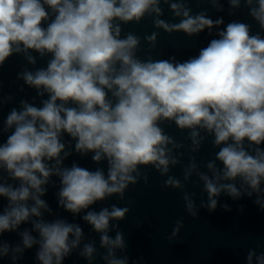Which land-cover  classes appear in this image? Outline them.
Returning <instances> with one entry per match:
<instances>
[{"label": "clouds", "instance_id": "9594fccd", "mask_svg": "<svg viewBox=\"0 0 264 264\" xmlns=\"http://www.w3.org/2000/svg\"><path fill=\"white\" fill-rule=\"evenodd\" d=\"M160 4L161 0H0V68L14 53H23L31 65L37 63L34 54H50L46 67L18 74L38 97L47 94L46 98L40 106L21 100L0 129V198L5 201L0 236L17 232L20 237L14 246L0 240V258L10 256L15 264L25 250L36 246L38 264H64L77 250L88 264L98 255L105 264H128L127 257L116 255L127 247L123 233L117 230L115 238L108 233L118 229L110 221L122 220L129 209L112 205L97 211L91 206L114 194L123 199L125 189L141 177L139 166L151 165L164 175L170 164L179 162L173 149L183 145L165 132L164 121L191 130L193 152L205 139L200 129L214 137L215 158L205 164L211 175L197 171L194 157L184 169L185 180L195 171L203 182L209 211L215 210V197L221 192L236 199L241 189L249 197L256 194L254 202L264 210V0H243L258 31L253 32L251 23L233 20L197 56L175 64L137 58L140 39L131 32L122 38V23H140L154 13L155 27L191 37L223 20L213 21L203 12L191 15L183 2L173 0L169 7L182 19L169 23L159 18ZM229 4L233 9L242 6L241 0ZM156 36L146 39L154 42ZM64 134L75 141L76 153H91L98 165L106 162L107 172L75 162L64 165L72 154L65 150ZM52 176L59 178V207L99 234L104 253L95 241L81 247L85 236L80 224L59 215L46 218L52 209L42 197ZM143 178L147 181L146 175ZM164 184L183 187L174 176ZM192 195L185 192L183 199L195 217ZM23 224L31 227L21 230ZM181 226L178 221L173 236ZM245 260L264 264V251L249 249Z\"/></svg>", "mask_w": 264, "mask_h": 264}]
</instances>
